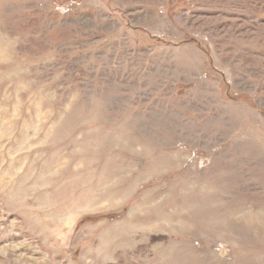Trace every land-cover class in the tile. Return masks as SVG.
Returning <instances> with one entry per match:
<instances>
[{
  "label": "rangeland",
  "instance_id": "374dc122",
  "mask_svg": "<svg viewBox=\"0 0 264 264\" xmlns=\"http://www.w3.org/2000/svg\"><path fill=\"white\" fill-rule=\"evenodd\" d=\"M0 264H264V0H0Z\"/></svg>",
  "mask_w": 264,
  "mask_h": 264
}]
</instances>
